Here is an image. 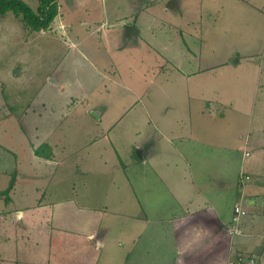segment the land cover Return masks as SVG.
I'll return each mask as SVG.
<instances>
[{"label":"crops","instance_id":"crops-1","mask_svg":"<svg viewBox=\"0 0 264 264\" xmlns=\"http://www.w3.org/2000/svg\"><path fill=\"white\" fill-rule=\"evenodd\" d=\"M177 1L179 7L181 1ZM219 2L253 6L260 13L264 8V0ZM124 17L116 14L113 18L114 24L123 26L124 43L117 42V51L140 48L136 41L141 39L154 59L161 58L160 47L147 42L135 23L131 25L136 28V35L131 41L126 40ZM59 23L65 27L63 19ZM53 25L52 20L48 28ZM174 28L180 51L177 57L170 56L183 84V90H175L183 93L188 108L177 109L171 116L166 110L158 116L144 112V127L138 129L137 139L126 145L128 152L142 147V158L130 152L125 159L116 148L121 140L115 139V143L112 133L122 126L115 119H107L111 109H89L97 123L84 129L73 119V111L63 112L52 129L54 133L42 141L46 151L36 154L26 135L37 130L36 120L42 118V111L33 104L39 98L31 102L29 89L17 87L18 77L0 85V191L8 186L11 173L22 159L14 149L18 139L27 144V161H34L38 168L30 169L29 175L24 173L23 179L43 183V192L39 200L33 199V205L16 204L15 180L8 200L0 195V202L3 200L7 212L18 219L28 207L49 211L45 228L57 232L54 250L59 246L69 255L68 260L46 256L38 261L25 260L23 264H225L237 253L255 254L264 264V126L249 125L241 144L234 138L235 134L242 138L239 126L217 120L226 117L221 109L224 98L235 100L246 94L243 78L257 84L255 70L261 67L260 61L251 64L249 55L237 47L233 62L195 61L191 32ZM98 32L103 33L101 28ZM151 36L157 41V33L152 32ZM244 45L251 48L248 43L241 46ZM209 48L215 50L214 46ZM200 49L203 46L199 52ZM160 66H153L158 74ZM218 70L225 73L218 76ZM23 80L26 84L27 79ZM58 88L62 90L63 86ZM254 90L264 95V82L255 85ZM192 101L200 102L194 111ZM204 102L212 104L207 107ZM82 104L77 101L76 110L87 113V109L79 107ZM229 104L228 113L245 115L244 109ZM41 105H46V101ZM249 118L252 123V113ZM210 121V128L217 129L209 131ZM80 127L84 133L76 134L74 145L70 131L78 132ZM93 130L100 133L91 136ZM241 173L248 179L242 182ZM238 204L246 211L240 219L242 232L230 235L228 229Z\"/></svg>","mask_w":264,"mask_h":264},{"label":"rangeland","instance_id":"rangeland-1","mask_svg":"<svg viewBox=\"0 0 264 264\" xmlns=\"http://www.w3.org/2000/svg\"><path fill=\"white\" fill-rule=\"evenodd\" d=\"M22 1L34 11L38 6V0ZM167 1L57 0L58 12L53 19L54 25L43 31L31 30L12 11L0 14V85L2 82L7 84L12 77H18L20 85L17 87L26 86L29 89L30 101L39 98L33 104L42 111V118L36 120L37 130H31L26 135L33 151H46L42 141L47 134L54 133L52 129L60 122L63 112L70 114L73 111V119L76 118V123L81 124L84 129L97 123L94 112L89 109H111L107 119H115L122 126L113 131V140L115 143V139L121 140L116 148L126 159L128 153L136 154L135 151L128 152L126 145L137 139L138 129L144 127V112L158 116L159 112L166 110L171 116L177 109H187L188 100L179 89L175 90L177 87L183 90V84L179 82V74L172 62V57H177L180 51V41L174 26L191 32L195 61L233 62L238 55L234 50L236 47L241 53L249 55L251 64L255 60L260 61L261 67L258 66L255 70L257 84L243 78L247 86L243 90L246 94L235 100L224 98L221 109L225 110L226 117L217 120L226 125L231 122L234 126H239L242 138L238 134L234 138L241 144L249 125L264 126V95L254 90L255 85H263L264 82V8L263 13H260L253 6L231 5L227 2L221 3L220 0H180L178 8L167 9ZM116 14L126 16L122 20L123 24L127 26L135 23L147 42L160 47L161 58L156 56L154 59L147 43L141 39H137L136 43L142 47H128L117 51V42H123L124 38L123 26L113 23ZM61 19L65 27L60 26ZM100 28L102 34L98 32ZM152 32L157 33V41L152 39ZM243 43H248L251 48L241 46ZM202 46L203 49L199 52L198 49ZM209 46H214L215 50L211 51ZM158 64H161L159 74L157 68L153 67ZM217 72L218 76L225 73L219 70ZM23 79H27V85L22 83ZM59 85L63 86L62 90L58 88ZM146 90L149 96L146 97V94L140 98ZM44 100L46 105L42 106ZM77 101L83 102L79 107L87 109L88 114L76 110ZM227 101L242 111L244 109L245 115L241 113L234 116L228 113L231 106ZM191 104L193 111L200 106L199 101H192ZM203 104L208 107L212 103ZM251 113L254 118L252 123L249 122ZM211 124L212 121L208 128ZM81 129L82 127L78 132L70 131V140L74 145L76 134L79 136L84 133ZM215 129L217 128L213 127L209 131ZM99 133L93 130L90 135ZM81 138L84 139V136ZM79 140L78 137L77 142L80 143ZM16 145L17 149H14L22 159L18 160L10 175L16 182L14 199L17 197L16 204L27 202L33 205V199L39 200L43 192V183L33 178L23 179L25 174H30V169L35 170L36 165L34 161H27L29 155L26 142L22 144L18 139ZM49 168L51 166L47 169ZM22 215L18 219L16 215L8 213L1 200L0 264L1 261L23 264L25 260L38 261L46 256L51 260L59 257L69 259V255L59 246L58 250H54L58 236L56 230L48 227L46 231V221L50 219L49 211L28 207L23 210Z\"/></svg>","mask_w":264,"mask_h":264},{"label":"trees","instance_id":"trees-1","mask_svg":"<svg viewBox=\"0 0 264 264\" xmlns=\"http://www.w3.org/2000/svg\"><path fill=\"white\" fill-rule=\"evenodd\" d=\"M57 8V0H38L35 11L22 0H0V14L12 11L33 31L46 30L57 15ZM35 153H40L39 149H35ZM13 184L14 177H11L8 186L0 191L5 200H8V193Z\"/></svg>","mask_w":264,"mask_h":264},{"label":"built area","instance_id":"built-area-1","mask_svg":"<svg viewBox=\"0 0 264 264\" xmlns=\"http://www.w3.org/2000/svg\"><path fill=\"white\" fill-rule=\"evenodd\" d=\"M248 152H245L247 155ZM241 181H245L248 179L247 175L240 174ZM246 214V211L242 208L241 204H238L234 207V215L232 218V225L228 229V233L230 235L240 234V219L242 216ZM225 264H262L261 258L255 254L247 255L243 253H237L231 259H229Z\"/></svg>","mask_w":264,"mask_h":264},{"label":"water","instance_id":"water-1","mask_svg":"<svg viewBox=\"0 0 264 264\" xmlns=\"http://www.w3.org/2000/svg\"><path fill=\"white\" fill-rule=\"evenodd\" d=\"M178 7V1L177 0H168L166 2V8L168 9H175ZM136 35V28L132 25H127L125 27V38L126 40L128 41H131L132 38ZM142 147H138L135 149V153L136 155L139 157V158H142L143 155H142Z\"/></svg>","mask_w":264,"mask_h":264}]
</instances>
